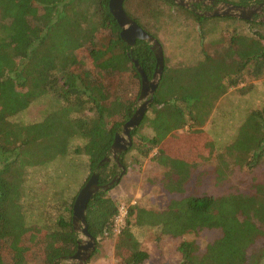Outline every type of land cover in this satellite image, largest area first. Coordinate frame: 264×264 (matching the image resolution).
Here are the masks:
<instances>
[{
	"label": "trees",
	"instance_id": "trees-1",
	"mask_svg": "<svg viewBox=\"0 0 264 264\" xmlns=\"http://www.w3.org/2000/svg\"><path fill=\"white\" fill-rule=\"evenodd\" d=\"M130 1L124 3L126 14L159 40L146 21L154 18L157 26L163 11L147 6L142 16H135L128 9ZM151 1L175 5L172 0ZM213 2L247 7L264 0ZM40 10L46 12L39 15ZM192 15L203 42L220 21L232 19ZM247 24H251L248 32L231 36V53L226 58L203 49L204 56L196 64L169 66L164 57L154 100L132 130L133 144L113 159L116 135L136 112L141 96L142 76L134 60L150 81L156 72L152 45L144 40L134 46L124 42L110 0H0V35H4L0 36V264H63L78 250L80 238L72 221L78 192L66 197L70 183L63 185L65 193H56V218L44 211L43 223L27 222L23 199L32 168L83 156L88 159L86 181L98 173L99 184L106 185L121 173L119 163L127 172L130 164L141 166L151 160L167 169L164 187L183 193L198 164L189 152L184 157L183 151H172L178 131L200 135L198 128L208 121L221 97L242 84L240 91L246 93L248 85H253L250 80L264 77V22ZM232 55L237 60L232 61ZM44 96H53L58 106L41 121H11ZM206 137L204 133V147L213 148ZM214 157L218 180L232 166L254 170L264 162V106L243 119L234 140ZM254 187V194L190 195L173 200L162 211L132 206L119 234L114 232V219L120 205L109 190H102L90 200L86 213L88 232L97 241L95 253L101 238L115 235L118 253L126 252L122 264H144L150 255L140 248L134 226L158 228L175 238L216 229L221 236L204 252L195 242L183 241L178 247L179 264H264V252L256 259L249 255L264 235V182ZM42 234L46 242L41 247L35 239ZM23 236L27 238L24 245ZM25 252L31 253L24 258Z\"/></svg>",
	"mask_w": 264,
	"mask_h": 264
},
{
	"label": "rangeland",
	"instance_id": "rangeland-1",
	"mask_svg": "<svg viewBox=\"0 0 264 264\" xmlns=\"http://www.w3.org/2000/svg\"><path fill=\"white\" fill-rule=\"evenodd\" d=\"M129 4V11L139 17L144 14L147 6L154 9L158 7L163 11L164 17L157 26L153 25L155 20L151 17H148L146 26L157 34L164 57L168 58L169 66L194 65L203 58V49L209 50L211 54L215 51L219 53L221 58H226L231 53L229 45L231 36L236 32L241 34L248 32L251 25L247 24L248 20L219 17L232 19L220 21L213 34L208 36L206 42H203L200 26L192 14L212 10V8L202 9L196 6L200 4L193 5L189 1L188 3L185 1L184 4L175 2L176 6L165 2L155 3L151 0H131ZM215 6L218 7V4ZM45 12L40 10L39 15ZM260 18L261 16L256 15L250 21L260 22ZM0 36L2 38L4 35ZM231 60H237V56L232 55ZM249 84L253 85L252 87L248 85L246 93L240 91L244 87L242 84L229 90L216 102L208 121L198 128L202 131L200 135L190 136L191 133L178 131L179 135L171 143L172 151H176V153L183 151L184 153L181 155L184 157L187 151L192 160L198 164L192 169L191 177L185 184L183 193H171L164 187L163 180L167 169L151 160H145L141 166H138L130 164L132 161L128 159L130 167L119 184L109 191L111 197L120 206L125 205L128 211L132 206L162 211L173 200H180L190 195L217 197L226 194H254V186L264 182V162L254 170L232 166V169L226 172V176L222 180H218L216 173H214L217 164L214 160L216 153L234 140L243 119L251 111L261 109L264 106V77L259 80H250ZM57 106L53 96H44L33 101L28 108L13 117L11 121L22 124L39 122ZM204 133L208 137L206 138L213 142V148L204 147ZM88 176V159L83 156L71 155L65 159H58L48 166L30 169L26 177L23 199V204L27 210V222L30 224L43 223L47 212L56 218L59 214V211L55 209L58 205V201H55L56 193L60 191L65 193L63 186L65 183H70L71 188L70 191L67 190L66 197L74 195L75 191L79 193L88 182L86 181ZM44 211L46 212L43 213ZM132 231L139 241L140 248L146 250L150 255L144 264H179L182 257L178 253V247L183 241L195 242L199 251L204 252L208 244L221 236V231L216 229H205L177 238L162 234L158 228L153 227L138 228L134 226ZM81 238L84 239V237ZM26 239L24 237L21 244ZM35 240L42 247L45 245L46 237L43 234L37 235ZM98 242L99 252L97 254L94 252L86 264H122L121 259L126 256V252L121 251L122 255L118 253L115 235L101 238ZM263 252L264 235L256 240V243L249 250V255H251V259H256ZM30 253L25 252L24 258ZM25 264H35V262Z\"/></svg>",
	"mask_w": 264,
	"mask_h": 264
},
{
	"label": "water",
	"instance_id": "water-1",
	"mask_svg": "<svg viewBox=\"0 0 264 264\" xmlns=\"http://www.w3.org/2000/svg\"><path fill=\"white\" fill-rule=\"evenodd\" d=\"M126 0H110V10L118 21L122 28L121 37L128 46H134L137 40H144L152 45V49L155 52L157 59V68L153 79L150 81L145 75L143 69L139 65L137 60H134L135 66L142 76V90L139 99V105L132 118L124 125L122 133L117 134L114 144L111 149L112 158L115 159L117 155L127 151L133 144L132 130L137 128L145 113L148 110L149 105L154 100V93L160 82L162 72L164 69V52L163 48L155 37L146 32L141 26H139L134 19L128 16L124 9V3ZM180 4H184L185 1L192 2L193 5L201 4L203 6H211L212 10H206L198 13L201 16L219 18V17H233L244 20H252L255 15H262L260 21L264 22V3L252 6H239L232 3H220L218 7L213 0H173ZM188 6V4H187ZM105 161H110L109 158ZM121 173L116 176L109 184H99V174L94 173L88 180V182L79 191L76 200L73 205V227L76 233L79 235L78 250L76 254L71 257L67 263L69 264H86L88 259L96 250V239L88 232V224L86 221V213L90 200L94 195L102 190H111L114 185L119 184L121 178L126 173V169L122 167ZM81 237H84L81 238Z\"/></svg>",
	"mask_w": 264,
	"mask_h": 264
},
{
	"label": "built area",
	"instance_id": "built-area-1",
	"mask_svg": "<svg viewBox=\"0 0 264 264\" xmlns=\"http://www.w3.org/2000/svg\"><path fill=\"white\" fill-rule=\"evenodd\" d=\"M128 217V209L125 205L119 207L118 215L114 219V232L121 233V231L126 227V219Z\"/></svg>",
	"mask_w": 264,
	"mask_h": 264
},
{
	"label": "flooded vegetation",
	"instance_id": "flooded-vegetation-1",
	"mask_svg": "<svg viewBox=\"0 0 264 264\" xmlns=\"http://www.w3.org/2000/svg\"><path fill=\"white\" fill-rule=\"evenodd\" d=\"M196 6H197V7L199 6V7H201L202 9H203V8H204V9H210V8H212L211 6H209V7H206V6L203 7L202 5H196ZM255 16H256V15H255ZM257 16H262V15H258V14H257Z\"/></svg>",
	"mask_w": 264,
	"mask_h": 264
}]
</instances>
